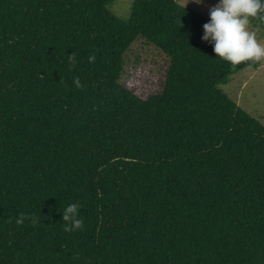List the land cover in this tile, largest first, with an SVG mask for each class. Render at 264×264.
Returning a JSON list of instances; mask_svg holds the SVG:
<instances>
[{"label":"trees","instance_id":"trees-1","mask_svg":"<svg viewBox=\"0 0 264 264\" xmlns=\"http://www.w3.org/2000/svg\"><path fill=\"white\" fill-rule=\"evenodd\" d=\"M113 1L0 0V264H264V124L220 88L263 61Z\"/></svg>","mask_w":264,"mask_h":264},{"label":"clouds","instance_id":"clouds-1","mask_svg":"<svg viewBox=\"0 0 264 264\" xmlns=\"http://www.w3.org/2000/svg\"><path fill=\"white\" fill-rule=\"evenodd\" d=\"M194 2L201 4L203 0ZM253 21L264 25V0H219L209 9V21L203 25L201 39L212 46L216 58L232 66L247 61L264 62V43L258 40L257 32L251 29ZM95 59V55H92L89 62L93 63ZM74 83L79 87V80ZM79 209L80 205L73 203L60 212L65 232L83 230L84 221L79 216ZM25 219H29L32 224L38 222L35 216L21 214L16 223L22 224Z\"/></svg>","mask_w":264,"mask_h":264},{"label":"rangeland","instance_id":"rangeland-1","mask_svg":"<svg viewBox=\"0 0 264 264\" xmlns=\"http://www.w3.org/2000/svg\"><path fill=\"white\" fill-rule=\"evenodd\" d=\"M178 4L195 11L209 19V9L219 0H203L197 4L194 0H176ZM135 0H114L109 11L122 21L131 17ZM251 29L257 32V38L264 43V28L256 21L252 22ZM220 88L234 100L242 109L264 124V62L258 69L247 67L231 77L230 83Z\"/></svg>","mask_w":264,"mask_h":264},{"label":"water","instance_id":"water-1","mask_svg":"<svg viewBox=\"0 0 264 264\" xmlns=\"http://www.w3.org/2000/svg\"><path fill=\"white\" fill-rule=\"evenodd\" d=\"M255 63H257V62H252V63H250V64L254 65Z\"/></svg>","mask_w":264,"mask_h":264}]
</instances>
